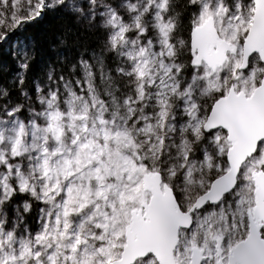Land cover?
<instances>
[{
    "label": "snow or ice",
    "instance_id": "1",
    "mask_svg": "<svg viewBox=\"0 0 264 264\" xmlns=\"http://www.w3.org/2000/svg\"><path fill=\"white\" fill-rule=\"evenodd\" d=\"M0 264H264V0H0Z\"/></svg>",
    "mask_w": 264,
    "mask_h": 264
},
{
    "label": "trees",
    "instance_id": "2",
    "mask_svg": "<svg viewBox=\"0 0 264 264\" xmlns=\"http://www.w3.org/2000/svg\"><path fill=\"white\" fill-rule=\"evenodd\" d=\"M66 21H62L55 16L49 15L43 21L35 24L32 30L39 37H50L52 36L62 24H65Z\"/></svg>",
    "mask_w": 264,
    "mask_h": 264
}]
</instances>
